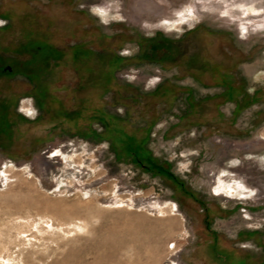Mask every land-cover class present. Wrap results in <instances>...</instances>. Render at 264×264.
Returning a JSON list of instances; mask_svg holds the SVG:
<instances>
[{
  "label": "rangeland",
  "instance_id": "374dc122",
  "mask_svg": "<svg viewBox=\"0 0 264 264\" xmlns=\"http://www.w3.org/2000/svg\"><path fill=\"white\" fill-rule=\"evenodd\" d=\"M31 36L64 57L35 63L43 108L0 73V264H264V0H0V65Z\"/></svg>",
  "mask_w": 264,
  "mask_h": 264
},
{
  "label": "flooded vegetation",
  "instance_id": "af4514ba",
  "mask_svg": "<svg viewBox=\"0 0 264 264\" xmlns=\"http://www.w3.org/2000/svg\"><path fill=\"white\" fill-rule=\"evenodd\" d=\"M8 28V26H4L3 27ZM148 43L151 46V49L154 50L157 47V44L155 41L157 39L154 38H149L148 39ZM172 46V44H171ZM78 47V46H77ZM80 48V47H78ZM177 46L174 47L173 50H176ZM19 50L20 53L18 55V57L15 56H10V57H5L2 58V60H9L11 61L10 64H4V65H0V73H10L12 71H14L15 69L18 72H25L26 73V77L30 80L29 83L33 82L31 85V88H36L34 93L36 94H32V102H28V106L32 107L33 105L38 103V81L37 79H35V69L37 68V65L35 64L37 60L39 59H48V60H53L55 62L61 60L64 57V54L62 53V50L59 49L58 47H56L55 45H53L51 42L46 41L45 39H39L37 36L36 37H28V39L26 38L25 41H21L19 42ZM139 55H144L148 58V60L150 61H155V62H159V60L162 59V57L164 58V56H166L165 52H162L161 54H159L157 57L153 55V53L148 52V53H141L139 52ZM17 58V59H16ZM114 58V57H113ZM1 60V59H0ZM115 63V61L113 59H111L108 64L110 65V69L108 71H106V75L111 74V67L112 65ZM1 64V63H0ZM102 75V74H101ZM101 75L98 76V78L96 79V82H100V77ZM223 83H224V79H222ZM41 91L44 90V88H40ZM30 94V93H29ZM24 96H28V95H24ZM19 96H15V94H10L9 96H5L4 98H2L0 100V117L3 120L4 117H7L8 114H10V109L13 108L16 109V104L18 101ZM26 107V105H24ZM23 106V107H24ZM11 125V123H10ZM3 135L6 134V132L2 133ZM249 235H242V234H237V239H240L241 237H247L250 236ZM234 247V246H233ZM232 250H237V249H230L228 251H232ZM238 251V250H237ZM239 252V257L245 256L247 257L246 253L244 251H238Z\"/></svg>",
  "mask_w": 264,
  "mask_h": 264
},
{
  "label": "trees",
  "instance_id": "16d2710c",
  "mask_svg": "<svg viewBox=\"0 0 264 264\" xmlns=\"http://www.w3.org/2000/svg\"><path fill=\"white\" fill-rule=\"evenodd\" d=\"M45 90L41 91L42 99L45 97ZM45 94V95H44ZM38 105L43 108L44 101H38ZM104 117V115H102ZM105 126V133L102 135L105 138L111 139V147L116 152L117 156H122L129 158L130 160H135L136 162H146L149 166L156 169L159 173L169 175L166 169L158 165L154 159L151 158L150 153L145 149L144 142L147 136L137 137L136 135L129 134L124 131L123 127L120 126L118 121L114 118H104L101 119Z\"/></svg>",
  "mask_w": 264,
  "mask_h": 264
},
{
  "label": "bare ground",
  "instance_id": "6f19581e",
  "mask_svg": "<svg viewBox=\"0 0 264 264\" xmlns=\"http://www.w3.org/2000/svg\"><path fill=\"white\" fill-rule=\"evenodd\" d=\"M252 15H255V16H258L259 12L255 9V8H252L251 12H250ZM111 21V20H110ZM25 107V106H24ZM23 107V108H24ZM9 167H12V166H9ZM5 170V169H4Z\"/></svg>",
  "mask_w": 264,
  "mask_h": 264
}]
</instances>
